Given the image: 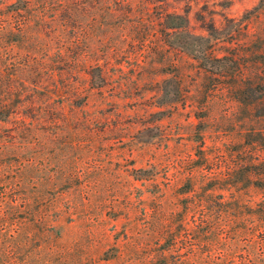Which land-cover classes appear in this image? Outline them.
<instances>
[{
	"label": "rangeland",
	"instance_id": "rangeland-1",
	"mask_svg": "<svg viewBox=\"0 0 264 264\" xmlns=\"http://www.w3.org/2000/svg\"><path fill=\"white\" fill-rule=\"evenodd\" d=\"M30 2L5 64L49 89L0 126L15 264H192L195 232L209 264H264V0Z\"/></svg>",
	"mask_w": 264,
	"mask_h": 264
},
{
	"label": "trees",
	"instance_id": "trees-1",
	"mask_svg": "<svg viewBox=\"0 0 264 264\" xmlns=\"http://www.w3.org/2000/svg\"><path fill=\"white\" fill-rule=\"evenodd\" d=\"M22 6H15L12 10H4L0 6V126L4 122L14 121L15 124L19 123V128L24 129L23 131H31L30 128L36 126L41 118L36 116H30L29 113H41L43 110L42 103L37 102L36 93L44 90L47 91L49 89V84L46 82H41V86L37 85V90H33V94L31 90L27 87V84L24 81H15L13 77L15 73H11L8 71V64H5V61L10 58L12 43L11 35L16 32L21 35L19 38L20 41H25L28 39L27 29L30 26V15L31 11H29L28 5H30V0H22ZM20 5V4H18ZM14 19V24L11 21ZM8 37H10L8 39ZM61 55V52H60ZM1 59L3 62H1ZM50 71L48 69L47 73ZM55 71L51 70L48 75L51 77L52 81L55 79ZM18 82V83H17ZM39 88H42L41 90ZM21 113V114H20ZM21 116L19 119H13L16 116ZM27 117H32L33 120L27 121ZM5 132V131H2ZM3 137H7L4 136ZM6 142L2 139L0 133V157L3 156L4 146ZM2 149V150H1ZM13 166L11 164L0 165V264H15V262L10 258L7 254V215L4 213V208H10L11 206H17L16 198L17 194L15 192L18 191V187L21 184V181L18 179H11L10 174L12 172ZM26 199V198H22ZM23 201V200H22ZM25 202V200H24ZM21 202V203H24ZM240 211H245L243 208H238ZM221 212H229L228 209H221ZM33 219L36 223H45V218L41 211L33 213ZM191 244H190V252L191 259L190 262L192 264H209L207 259L197 258V250L196 245H198V239L201 238L197 232L191 233ZM227 264H236V261L233 258H228L226 261ZM244 263H248L244 261ZM215 264H220L215 261ZM224 264V263H223Z\"/></svg>",
	"mask_w": 264,
	"mask_h": 264
}]
</instances>
